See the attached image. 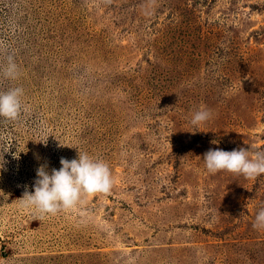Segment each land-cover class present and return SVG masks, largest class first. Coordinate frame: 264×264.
I'll return each mask as SVG.
<instances>
[{
	"label": "rangeland",
	"instance_id": "1",
	"mask_svg": "<svg viewBox=\"0 0 264 264\" xmlns=\"http://www.w3.org/2000/svg\"><path fill=\"white\" fill-rule=\"evenodd\" d=\"M8 56L0 91L22 87L28 112L0 118V264H264V174L203 160L264 152V0H0ZM77 147L111 193L36 219L18 198Z\"/></svg>",
	"mask_w": 264,
	"mask_h": 264
},
{
	"label": "clouds",
	"instance_id": "2",
	"mask_svg": "<svg viewBox=\"0 0 264 264\" xmlns=\"http://www.w3.org/2000/svg\"><path fill=\"white\" fill-rule=\"evenodd\" d=\"M0 73L8 80L19 78L20 71L12 56H8L7 64L0 68ZM23 96L22 87L0 91V118L7 122H15L27 113L28 108L23 102ZM211 117V111L201 107L193 114L190 122L195 128H200ZM48 137L37 142H43L47 146ZM63 146L76 147L59 141L58 147ZM77 149V158L71 160L60 158L59 169L52 168L49 172L47 164H41L36 169L34 191L26 189L22 197L18 198L21 207L31 210L36 219L43 220L48 215L73 210L83 204L89 195L111 193L115 181L109 165L86 152H81L78 147ZM203 160L207 171L213 175L227 171L247 179H256L264 174V152L250 156L244 148L231 151L209 149ZM252 227L257 230L264 229V208L256 214Z\"/></svg>",
	"mask_w": 264,
	"mask_h": 264
},
{
	"label": "bare ground",
	"instance_id": "3",
	"mask_svg": "<svg viewBox=\"0 0 264 264\" xmlns=\"http://www.w3.org/2000/svg\"><path fill=\"white\" fill-rule=\"evenodd\" d=\"M216 63V62H215ZM218 66V65H217ZM206 70V69H205ZM224 74V73H223ZM223 78V77H222ZM209 79V78H208ZM246 79V78H245ZM210 80V79H209Z\"/></svg>",
	"mask_w": 264,
	"mask_h": 264
}]
</instances>
